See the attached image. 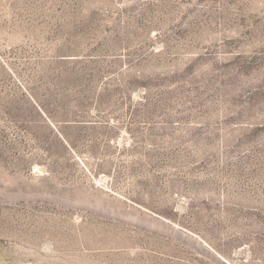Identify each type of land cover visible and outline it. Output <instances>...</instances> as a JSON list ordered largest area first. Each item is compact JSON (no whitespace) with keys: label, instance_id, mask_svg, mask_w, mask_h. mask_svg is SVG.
I'll use <instances>...</instances> for the list:
<instances>
[{"label":"rangeland","instance_id":"374dc122","mask_svg":"<svg viewBox=\"0 0 264 264\" xmlns=\"http://www.w3.org/2000/svg\"><path fill=\"white\" fill-rule=\"evenodd\" d=\"M0 264H264V0H0Z\"/></svg>","mask_w":264,"mask_h":264}]
</instances>
